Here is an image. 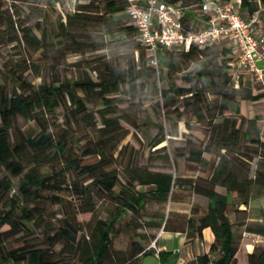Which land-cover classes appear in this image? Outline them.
Instances as JSON below:
<instances>
[{
  "label": "trees",
  "instance_id": "obj_1",
  "mask_svg": "<svg viewBox=\"0 0 264 264\" xmlns=\"http://www.w3.org/2000/svg\"><path fill=\"white\" fill-rule=\"evenodd\" d=\"M45 1L56 3L63 0ZM165 1L183 8L184 15L180 19L185 27L197 28L196 19H191L189 12L202 10L206 0ZM2 4L0 0V9ZM259 4L264 7V0H240V11H254ZM86 6L88 4H80L77 11L68 14L65 23L59 24L53 36L56 48L82 49L84 42L75 39L72 31L99 21L103 24L104 34L111 35L116 31L133 36L139 58L137 61L128 60L124 67L115 62L96 79L85 76L34 84L18 75L15 79L17 86L12 88L1 79L0 170L12 176L23 174V177L18 187L20 196L9 198L12 181L7 174L0 176V201L10 200L0 211V264H138L140 256L154 252L146 248V243L155 238L161 227L185 232L186 242L200 239L202 229L211 228L213 241L209 250L196 254L184 264H264V245L253 247L247 254V263L237 258L241 236L239 238L235 227H242L241 235L250 232L264 236V207H260L256 216L249 214L253 197L261 192L264 194V133L260 131L257 116L246 117L238 110L239 99L253 100L261 94H254L250 87L244 86L240 79L235 81L228 73L227 64L233 59L229 46L218 43L202 48L192 46L186 50L163 48L158 51V65L153 66L148 62L146 46L136 36L126 15V0H106V18L88 15L82 10ZM21 39L34 51L46 49L44 33L39 36L28 25L21 28ZM180 56L198 59V69L185 76L188 85L170 83L168 87H159L164 71L174 68ZM123 86L131 97H135L139 88L151 87L160 94L162 109L168 118L171 116L169 110H172L185 128L191 130V124L184 118L190 113L205 127L203 143L196 145L188 141L186 159L204 167L206 176L181 178L169 170L128 165L122 177L116 168L107 169L112 160L105 153L106 143L112 142L118 132L117 120L108 117L99 127L103 143L99 149L87 150V154H98L99 159L86 164L70 159L64 134L54 135L45 124L44 115L70 103L73 117L87 120L90 115L86 101L93 94L105 99L109 105L107 95L118 92ZM208 93L215 95V101H208ZM17 116L32 120L37 131L34 134L13 133ZM176 133L174 130L169 135ZM164 139L161 135L153 144ZM159 158L168 160L166 155ZM28 160L34 165L25 171ZM52 160H62L65 164L54 173L45 174L40 167ZM67 168L75 169L78 175L86 176L89 181L73 182V193L80 200L75 211L61 217L56 228L45 231L42 243H35L32 241L33 226L36 218L42 216L39 202L47 197L45 192L61 188L58 181ZM192 193L205 197L206 204L193 203L189 215L171 209L163 213H146L143 218L151 232L142 230L143 221L139 218L147 203L185 201ZM94 197L107 199L113 209L107 218H96L85 233L76 215L93 213ZM126 213L131 214L129 220L119 225ZM119 233L128 235V245L124 249L113 247L112 234ZM57 245L60 246L58 251L55 249ZM171 254L158 251L162 262Z\"/></svg>",
  "mask_w": 264,
  "mask_h": 264
},
{
  "label": "rangeland",
  "instance_id": "obj_2",
  "mask_svg": "<svg viewBox=\"0 0 264 264\" xmlns=\"http://www.w3.org/2000/svg\"><path fill=\"white\" fill-rule=\"evenodd\" d=\"M0 9V81L9 88L17 86L16 78L22 75L31 83L65 81L67 79L89 76L93 79L99 77L103 71L111 64L119 62L125 66L128 60L139 58L138 49L134 46V37L125 36L114 31L111 35L104 34L103 24L99 21L85 24L73 30L74 38L84 42V47L78 51L56 48L53 36L56 35L60 23H65L68 14L77 11L80 4H88L83 7V11L93 17L106 18L104 9L106 0H63L62 2L46 3L45 0L36 1H14L1 0ZM81 10V11H82ZM125 20L126 16H124ZM96 19V18H95ZM32 27V30L39 36L44 33L45 47L39 51L31 49L23 39H21V28ZM198 69V59L191 57H178L175 67L164 71V78L158 82L159 87H168L170 83L180 86H187L185 76L194 73ZM2 79V80H1ZM109 105L105 99L93 94L87 101L86 107L90 116L83 119L76 118L70 112L73 105L59 106L50 113L44 115L45 124L54 134H64L69 148V157L79 164L91 163L99 159L96 153L87 154L88 149H99L104 137H100L99 127L103 125L104 118H115L116 138L107 141L105 153L112 163L107 169L116 168L123 177L125 167L128 165H138L148 167L151 170H169L176 177L194 178L197 175L206 176L204 167L188 161L187 149L188 141L200 145L205 140V127L196 122L195 117L187 113L184 118L191 124V130H187L182 120H179L172 110L171 116H166V111L162 109V99L159 93H155L151 87H141L135 97H131L126 86L121 87L118 92L107 95ZM207 99L215 101V95L208 93ZM177 131L176 135L169 133ZM18 131L24 134H34L37 131L32 120L17 116L13 123L12 132ZM164 135V141L154 145V141ZM167 156L168 160L159 157ZM64 161L52 160L42 165L40 170L45 174H52L64 166ZM34 163L30 160L26 162L25 171L32 167ZM24 171V172H25ZM7 174L0 170V176ZM9 175V174H7ZM23 174L12 176V189L8 197L19 195V182ZM77 184L86 183L89 179L86 176L78 175L75 169L67 168L59 178L61 188L55 191L45 192V197L39 202L42 208V216L37 217L33 226V239L35 243H42L43 233L54 229L59 225L61 217L68 212L75 211L79 203V198L73 193V182ZM9 198L0 201V211L10 203ZM60 200L61 202H56ZM197 203L204 205L205 197L195 196ZM95 211L78 213L77 221L82 223L86 233L96 218H107L113 209V204L105 198L94 197ZM168 203L146 204L139 220L143 221V231L151 232L146 220L143 218L146 213H163L168 209ZM249 214L256 216L260 207H264V194L253 197ZM131 214L126 213L120 220L119 225H123L130 218ZM232 220L235 216L230 213ZM254 222V221H253ZM122 227V226H120ZM242 227H235V232L239 234L238 261L247 263L249 249L255 245H264V236L245 232L239 233ZM205 244L208 249L213 233L210 227L205 229ZM202 238L197 240V244ZM151 242V241H150ZM146 243L147 246L150 244ZM113 247L124 249L128 245V235L119 233L112 234ZM196 244V245H197ZM60 248L55 246L56 251ZM157 259L152 254H145L140 257L139 264H157ZM182 258L177 264H181Z\"/></svg>",
  "mask_w": 264,
  "mask_h": 264
},
{
  "label": "built area",
  "instance_id": "obj_3",
  "mask_svg": "<svg viewBox=\"0 0 264 264\" xmlns=\"http://www.w3.org/2000/svg\"><path fill=\"white\" fill-rule=\"evenodd\" d=\"M202 10L207 11L204 23L200 26L194 21L195 29L183 25V8L165 0H126L125 12L148 50L149 64L158 65V51L163 48H202L226 39L233 56L227 71L233 79L237 81L240 73L249 72L264 83V66L256 65V60L264 62V34L259 29L264 7L259 4L244 14L234 0H213L206 1ZM146 248L158 255L155 239Z\"/></svg>",
  "mask_w": 264,
  "mask_h": 264
},
{
  "label": "crops",
  "instance_id": "obj_4",
  "mask_svg": "<svg viewBox=\"0 0 264 264\" xmlns=\"http://www.w3.org/2000/svg\"><path fill=\"white\" fill-rule=\"evenodd\" d=\"M208 2L213 0H206ZM239 3L240 0H234ZM187 11V10H186ZM191 12V19H196V23L200 26L203 25L204 19L206 17L205 10H190ZM244 12V11H243ZM245 13V12H244ZM260 31L264 34V20L260 23ZM226 39L222 40L220 43H224L229 45ZM219 43V44H220ZM238 79L241 80L244 86L250 87L254 94H261L257 99H239L237 101L238 110L241 114L246 117H258V126L260 131L264 133V83L256 80L254 76L249 72H242L239 74ZM195 196H200L198 194L192 193L188 199L184 200H175L168 202V209L173 211L184 213L186 215L190 214V209L195 201ZM204 205L206 204L203 203ZM207 228V227H206ZM202 229V241L198 244L196 243L198 238L193 239L192 241L186 242L185 232L181 231H171V230H164L162 227L159 228L155 235V245L156 247L165 252H172L170 256H165V261H161L159 256L156 255L155 251L149 254H152L156 259L157 264H177L178 259L182 258L181 264H184L188 259H191L193 256L199 253L207 252L209 248H206L205 244V229ZM200 238V239H201ZM152 239V240H154ZM151 240V241H152ZM213 241V238H212ZM211 241V242H212ZM197 244V245H196ZM210 247V246H209ZM253 249V247H252ZM252 249H249L248 252H251ZM141 257V256H140ZM140 263V259H139ZM138 263V264H139Z\"/></svg>",
  "mask_w": 264,
  "mask_h": 264
},
{
  "label": "water",
  "instance_id": "obj_5",
  "mask_svg": "<svg viewBox=\"0 0 264 264\" xmlns=\"http://www.w3.org/2000/svg\"><path fill=\"white\" fill-rule=\"evenodd\" d=\"M256 65L258 67H262V66H264V62H262V60H256Z\"/></svg>",
  "mask_w": 264,
  "mask_h": 264
}]
</instances>
